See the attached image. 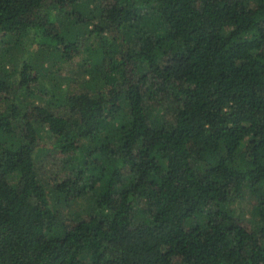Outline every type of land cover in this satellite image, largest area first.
Segmentation results:
<instances>
[{
    "label": "trees",
    "instance_id": "16d2710c",
    "mask_svg": "<svg viewBox=\"0 0 264 264\" xmlns=\"http://www.w3.org/2000/svg\"><path fill=\"white\" fill-rule=\"evenodd\" d=\"M0 264H264V0H0Z\"/></svg>",
    "mask_w": 264,
    "mask_h": 264
},
{
    "label": "rangeland",
    "instance_id": "374dc122",
    "mask_svg": "<svg viewBox=\"0 0 264 264\" xmlns=\"http://www.w3.org/2000/svg\"><path fill=\"white\" fill-rule=\"evenodd\" d=\"M67 76L69 78H73L75 81H78L77 75L75 73H71L70 71L68 72ZM74 89V88H73ZM240 213L244 214L245 217H249V205L247 202H245L244 204H242L241 208H240Z\"/></svg>",
    "mask_w": 264,
    "mask_h": 264
}]
</instances>
